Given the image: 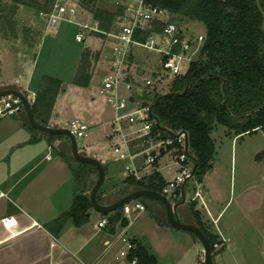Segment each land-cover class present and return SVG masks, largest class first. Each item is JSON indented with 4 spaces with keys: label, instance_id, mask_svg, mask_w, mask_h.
<instances>
[{
    "label": "rangeland",
    "instance_id": "obj_1",
    "mask_svg": "<svg viewBox=\"0 0 264 264\" xmlns=\"http://www.w3.org/2000/svg\"><path fill=\"white\" fill-rule=\"evenodd\" d=\"M34 1L42 7L47 4L46 0ZM84 1L86 0H55L54 3L72 6L76 13L71 21L61 20L54 26H48L38 16V10L17 6L13 16L14 34L6 28L0 30V85L16 84L20 80L22 93L29 97L43 76L62 82L65 91L56 99V119L48 126L57 125L68 129L70 122L78 119L89 127L87 136L77 140L78 153L84 155L95 150L97 159L103 165L107 164V174L99 195H108L127 184L119 177L124 165L114 155L113 142L108 139L113 127V111L99 93L101 80L107 72V54L111 43L88 30L80 29L83 25L93 27L94 24L89 13L91 6H84ZM118 1L120 0H97L96 5L112 9L117 7L115 2ZM138 1L140 0H125L123 3L136 5ZM0 3L6 6L13 4L12 0H0ZM168 20L177 26L186 40L196 41L205 31L201 23L180 16L170 14ZM117 27L115 24L112 29ZM79 32H83V43H77L74 39ZM85 49L91 52L88 69L91 79L87 88H80L72 85L71 81ZM130 51L135 65L139 66L138 70L161 68L162 59L159 54L139 47H130ZM192 51L189 58L194 61L197 52ZM96 53H99V57L94 61ZM32 67L34 80L31 86H26ZM22 123L23 119L18 115L0 119L1 155L8 146L4 140L8 136L5 131L18 129ZM210 137L215 148L211 168L199 183L195 177L187 180L186 204L193 201L198 210L210 208L213 210V217L222 210L214 226L208 221L203 222L210 233L219 237V243L214 247L218 253L213 257L212 264H264V131L234 136L226 128L215 125ZM54 139L58 145L66 141L63 136H54ZM260 153L263 154L261 161H256L255 156ZM160 164L166 166L161 171L162 177L167 182L172 181L178 171L171 157L166 155ZM5 167L1 166L3 170ZM124 173L126 174L125 169ZM196 192L200 194L199 197L195 196ZM167 197L172 204L178 200L176 196ZM135 203L144 205L145 211L137 216L130 213L128 236L138 235L139 230L141 232L146 229L145 219L150 217L147 206L158 205L153 199L139 198L130 203L132 209ZM155 234L149 232L152 246L150 252L156 254L158 264H173L175 255L180 253L184 264H202L200 253L189 246L187 239L193 237L188 232L169 227L167 233ZM199 251H202L201 245Z\"/></svg>",
    "mask_w": 264,
    "mask_h": 264
},
{
    "label": "trees",
    "instance_id": "obj_2",
    "mask_svg": "<svg viewBox=\"0 0 264 264\" xmlns=\"http://www.w3.org/2000/svg\"><path fill=\"white\" fill-rule=\"evenodd\" d=\"M12 6L0 3V30L7 29L14 34L13 16L17 6H25L38 11H48L55 0H46V6H40L34 0H12ZM97 0H86L84 6H91L89 13L93 21L103 32H109L123 17L124 8H102ZM148 7H157L169 14L180 16L204 26L203 41L197 59L191 62L186 72L172 80L167 95H156L152 101V114L159 123L162 138L168 135L161 129L171 132L182 131L188 138V156L197 163L192 177L199 183L201 177L211 168L215 148L211 139L214 126H222L234 136L251 135L257 130L264 131V0H142ZM163 23L157 22L153 31L160 32ZM100 37L103 35L96 34ZM147 32L136 34L135 38L143 41ZM91 52L85 49L72 80V84L87 88L91 79L88 72ZM99 53L94 55L97 61ZM62 91V83L54 78L43 76L35 92L31 112L34 120L48 126L55 100ZM22 127L30 134L28 144H35L41 137L48 142L54 136L44 135L32 128L24 119ZM67 139L64 146L67 144ZM59 157L66 164L73 180V194L67 211L50 221L45 227L57 236L64 224L70 220L73 226L80 227L88 222V210L91 209L88 192L96 177V171L89 164L78 163L68 154L66 148L58 151ZM164 152H160V157ZM262 153L255 156L261 161ZM155 164V162H154ZM106 172V168H104ZM92 177V178H91ZM124 182L133 185V189H147L162 192L166 182L156 172L148 177L136 180L128 176ZM187 188V182L184 191ZM97 194V201L105 204ZM180 201V191L175 193ZM119 199V198H118ZM147 206L150 217L158 224L165 225L157 202ZM156 206V207H157ZM195 203L186 204V210L193 222L205 235L214 257L218 251L214 247L219 237L210 233L202 222ZM159 210V211H158ZM107 216L108 224L119 222L126 225L122 217V207ZM195 241L196 237L189 233ZM134 248L126 257L128 262L135 259L136 264H157L155 256L146 246L131 240ZM222 250V249H221Z\"/></svg>",
    "mask_w": 264,
    "mask_h": 264
},
{
    "label": "crops",
    "instance_id": "obj_3",
    "mask_svg": "<svg viewBox=\"0 0 264 264\" xmlns=\"http://www.w3.org/2000/svg\"><path fill=\"white\" fill-rule=\"evenodd\" d=\"M33 80L32 67L26 86H31ZM19 85L20 80H17L16 84H1L0 89L14 88L23 92ZM36 90L31 95H35ZM62 91H65L63 87ZM55 115L53 106L48 124L52 121L55 122ZM18 116L24 119V115ZM54 127L58 126L54 125ZM5 135H8L4 139L8 144L7 151L0 154V264H128L126 258L120 256V253L125 251L124 240L141 242L150 252L152 246L149 232L154 235L157 232H168L169 226L158 225L152 218L147 217L145 219L147 220V230L144 229L141 232L139 230L138 235L128 236L127 233L131 226L130 214L124 215L123 213L122 217L126 221L125 226L117 222L114 225L107 224L103 228H98L97 223L102 218L107 219V216H103L91 208L88 210L87 223L75 227L68 220L59 234L54 236L45 225L68 210L73 194L71 173L58 155L59 150L64 148L67 150V144L66 146L64 143L58 145L55 140L49 143L43 137L35 144H28L30 134L21 125L18 129H8L5 131ZM108 139L113 143L119 140L111 133ZM91 153H94V157L97 159L95 150L84 155ZM114 155L118 159L115 153ZM165 156L158 157L153 165H145L141 159L134 160L139 180L148 177L153 172L162 177L161 171L166 169V166H162L160 161ZM119 161L124 165L123 171L119 173L122 181L128 177L127 173H124L128 162ZM3 165L6 166L4 170L1 168ZM103 166L106 168V176L107 164ZM95 179L96 177L94 181ZM163 180L167 183L164 178ZM133 190V185L126 184L108 195L103 193L101 198L106 201L105 204H110ZM154 209L160 210V207L155 206ZM196 210L200 213L202 222L208 221L212 226L217 223L222 213L221 210L213 217V210L210 208L205 209L204 207L198 210L196 207ZM142 212L135 213V215ZM177 215L179 219L182 218V220L180 219L182 222L194 223L187 213L186 202L177 208ZM220 236L223 238V235ZM187 240L189 246L201 255L199 242L191 237H188ZM154 256L156 258V254ZM181 257V253L175 255L173 264H184Z\"/></svg>",
    "mask_w": 264,
    "mask_h": 264
},
{
    "label": "built area",
    "instance_id": "obj_4",
    "mask_svg": "<svg viewBox=\"0 0 264 264\" xmlns=\"http://www.w3.org/2000/svg\"><path fill=\"white\" fill-rule=\"evenodd\" d=\"M120 1L115 2V5L124 8V15L116 23L118 27L115 30L103 32L95 21L93 27L83 25L80 29L103 35L104 39L111 43L110 52L107 54V72L101 80L99 93L113 111L111 135L119 138L112 144L113 152L119 160L128 162L125 166L127 176L137 180L140 177L136 174L134 160L141 159L145 165H153L160 157L161 151L164 155H169L178 174L166 183L160 193L168 199L167 195L175 197V193L193 176V159L189 158L188 150L185 151L184 132L161 129L168 135L166 138H162L161 132L153 133V128L159 127H156L158 121L152 114V101L156 95L167 94L172 80L186 72L189 64L193 62L189 58L192 50L197 52L198 57L203 35H199L196 41L186 40L177 26L168 20L170 14L167 11L145 6L142 0L136 5L123 3L125 0ZM74 14L75 9L72 6L60 5L57 2L48 11L38 12V16L48 26H54L61 20L71 21ZM157 22L164 24L160 32L153 31ZM141 32L148 33L143 41L135 38V35ZM74 39L77 43H83V32L77 33ZM130 47H139L159 54L162 59L161 68L138 70L139 66L135 65L132 59ZM25 97L31 106L35 95ZM23 114L24 107L18 97H0V119ZM88 129L87 125L73 119L67 130L77 142L78 139L86 137ZM195 196L198 197L197 192ZM133 202L122 206L124 215L145 210L139 203H135L132 209L130 203ZM107 224V219L102 218L97 227L103 228ZM124 242L125 251L121 252L120 256L126 258L134 245L129 240ZM128 264H136L135 259Z\"/></svg>",
    "mask_w": 264,
    "mask_h": 264
},
{
    "label": "water",
    "instance_id": "obj_5",
    "mask_svg": "<svg viewBox=\"0 0 264 264\" xmlns=\"http://www.w3.org/2000/svg\"><path fill=\"white\" fill-rule=\"evenodd\" d=\"M6 95H13V96L18 97L21 100L23 107H24V114H23L24 120L32 128L36 129L37 131L41 132L44 135L65 137L68 141L67 154L74 161L78 163L89 164L94 167L96 171V179L92 183L90 190L88 192V199H89V203L92 209H94L101 215H108L118 210L123 205L131 201H135L139 198L153 199L154 201L158 202L161 205L162 207L161 216L167 226L177 231L191 233L196 237L197 241L202 247V251H201L202 264H212L213 263L212 251H211L209 243L205 235L203 234V232L198 228V226L195 223L182 222L177 215V208L186 202V196H185V191H184L186 182L182 185L181 190H180V197H181L180 201L174 204H172L162 194L155 192V191L147 190V189L133 190L110 204H100L97 201V194L104 182L105 170H104L103 164L94 157V153H91L90 155L79 154L78 149H77V142L75 138L73 137V135H71V133L67 129L45 126V125H41L38 122H36L32 116L31 106L27 98L22 92L14 88L0 89V97L6 96ZM166 95L167 94L163 96H166ZM156 127H159L158 123H156ZM184 136H185V151H187L188 150V138L185 132H184ZM196 166H197V163L193 159L192 175L195 172Z\"/></svg>",
    "mask_w": 264,
    "mask_h": 264
}]
</instances>
